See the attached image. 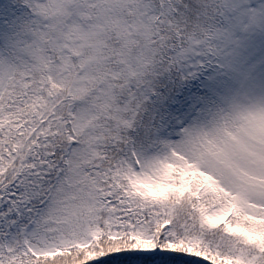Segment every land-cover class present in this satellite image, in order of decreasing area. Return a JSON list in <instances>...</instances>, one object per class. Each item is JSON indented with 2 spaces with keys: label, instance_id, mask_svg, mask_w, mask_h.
Instances as JSON below:
<instances>
[{
  "label": "snow or ice",
  "instance_id": "6c2138e0",
  "mask_svg": "<svg viewBox=\"0 0 264 264\" xmlns=\"http://www.w3.org/2000/svg\"><path fill=\"white\" fill-rule=\"evenodd\" d=\"M264 264V0H0V264Z\"/></svg>",
  "mask_w": 264,
  "mask_h": 264
},
{
  "label": "trees",
  "instance_id": "16d2710c",
  "mask_svg": "<svg viewBox=\"0 0 264 264\" xmlns=\"http://www.w3.org/2000/svg\"><path fill=\"white\" fill-rule=\"evenodd\" d=\"M94 264H102V262H99V261H98V262H94Z\"/></svg>",
  "mask_w": 264,
  "mask_h": 264
}]
</instances>
